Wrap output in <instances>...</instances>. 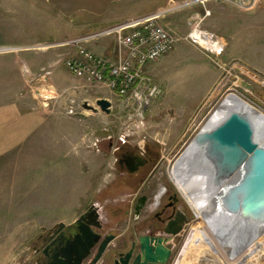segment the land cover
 <instances>
[{
    "label": "rangeland",
    "instance_id": "1",
    "mask_svg": "<svg viewBox=\"0 0 264 264\" xmlns=\"http://www.w3.org/2000/svg\"><path fill=\"white\" fill-rule=\"evenodd\" d=\"M186 1L190 0H0V112L7 116L3 126L6 120L11 126L19 125L21 118L16 116L24 113L48 118L22 142L13 138L17 142L3 149L0 158V264H30L37 237L60 222L71 223L90 200L102 207L108 199L109 209L116 207L117 196L108 194L113 191H108L112 170L102 177L93 174L94 163L93 168L88 164V175L76 170L86 171L87 159H107V144L103 150L96 146L102 138L120 134L130 125L131 144L140 145L148 135L171 129L169 141L159 146L168 154L173 151L165 155L163 171L181 192L171 174L172 157L183 151L229 93L264 113V0L252 4L245 0V8L237 0L183 6ZM175 7L157 21L178 39L171 52L190 44L188 21L195 15L203 18L201 28L225 45L215 57L196 47L219 77L192 116L179 117L178 113L171 120L169 111H163L149 119L145 110L151 104L137 112L131 100L91 87L65 68L64 61L76 49L71 42L83 40L81 46L95 55L114 58V35L91 38L121 23ZM101 99L111 103L109 114L97 105ZM66 134L72 137L62 141ZM175 137L179 141L172 147ZM64 162L75 169L70 176L59 173ZM94 183L101 185L96 196L91 193ZM183 193L191 222L175 243L170 264H264V234L229 259Z\"/></svg>",
    "mask_w": 264,
    "mask_h": 264
},
{
    "label": "water",
    "instance_id": "2",
    "mask_svg": "<svg viewBox=\"0 0 264 264\" xmlns=\"http://www.w3.org/2000/svg\"><path fill=\"white\" fill-rule=\"evenodd\" d=\"M174 9L177 8H172L168 12ZM232 94L234 93H229L223 99L216 111ZM238 98L239 109L227 111L210 127L204 126L189 143L194 151H206L205 158L214 168L212 176L214 189L221 188L223 182L241 173L240 181L232 189L225 191L223 197L227 218L223 221V229L225 234L232 237L248 235L253 227L264 224V139L255 121L248 114V109H252L249 103L239 96ZM97 105L102 112L109 114L111 108L109 101L101 99L97 101ZM141 164L142 162L138 160L135 168ZM146 201L145 195L136 201L137 216L143 210ZM184 226L185 217L178 214L167 224L164 234L176 236L183 231ZM101 228L99 214L94 206L71 224L58 223L50 231L52 235L49 239L53 241L45 250L46 264H83L96 247L97 253L88 264H97L114 238L113 235H108L101 240V235L97 232ZM166 241L167 239L163 238L154 240L145 236L140 237V253L132 264H167L171 250L165 246ZM50 248L53 249L48 255L46 251ZM129 259L130 254H127L115 264H128Z\"/></svg>",
    "mask_w": 264,
    "mask_h": 264
},
{
    "label": "flooded vegetation",
    "instance_id": "3",
    "mask_svg": "<svg viewBox=\"0 0 264 264\" xmlns=\"http://www.w3.org/2000/svg\"><path fill=\"white\" fill-rule=\"evenodd\" d=\"M124 127L120 131V134L108 135L99 140L96 145L97 148L103 150L105 148L104 144H107L106 150L108 152H104L107 154V159L109 158L112 161L105 166V171H113L108 188V191H110V188L113 191L108 194H111L110 196H117L116 200H114L117 203L114 204L116 207L109 209L108 203H106L109 201L108 199L103 200L102 207L90 203L78 218L84 212H87L90 207L94 206L97 209L102 225V228L97 230L101 235V240L108 235H113L114 237L97 264H115L116 261L120 262V259L124 258L127 254H130L128 264H132L135 257L140 253L139 238L142 236L154 240L159 238L167 239L165 246L171 250L167 264H170L175 252V243L191 222V216L184 206L185 201L181 194V192H184L183 189L179 185L180 192L169 175L167 176L163 171L164 165L167 162L165 155L168 156L173 151L168 154V150H162L157 144L151 143L147 138L142 140V145H132V135L129 134L125 138H122V134L130 131L131 127L130 125H125ZM191 140H189L188 144ZM188 144L186 143V146ZM164 151L165 153L163 154ZM179 154V151L174 153L172 163L177 159ZM138 160L142 164L135 168V163ZM112 162L113 167L111 168ZM171 172L178 183V179H176L173 172V167ZM115 189L117 190L116 192ZM125 189L130 190L129 196L126 195ZM118 190L121 194H118ZM142 195L147 197V201L143 210L137 216L135 214V204ZM106 198L110 199L108 195ZM194 209L197 210L195 207ZM178 214H182L185 217L183 231L176 236H166L164 230L167 224L174 220ZM52 229L42 233L33 243V261L30 264L47 263L45 250L53 241V239H49L52 235V232H50ZM52 249L50 248L46 253L49 255ZM96 253L97 247L92 250L90 256L83 264H88Z\"/></svg>",
    "mask_w": 264,
    "mask_h": 264
},
{
    "label": "built area",
    "instance_id": "4",
    "mask_svg": "<svg viewBox=\"0 0 264 264\" xmlns=\"http://www.w3.org/2000/svg\"><path fill=\"white\" fill-rule=\"evenodd\" d=\"M206 1L190 0L184 2L183 6ZM243 1L245 0H237L244 7ZM250 1L252 4L253 0ZM164 11L163 14L160 11L159 14L121 23L93 36L91 39L114 35L117 54L113 60L97 56L83 48V40L71 42L76 49L74 55L64 61L65 68L74 78L84 80L91 87L104 88L117 97L131 100V105L137 112L146 109L161 93L159 87L146 75V67L169 54L178 42L165 26L157 22L168 13V10ZM202 20L198 15L191 17L186 40L202 49L208 56H220L225 45L213 33L201 28ZM130 131L124 132L122 138L132 134Z\"/></svg>",
    "mask_w": 264,
    "mask_h": 264
},
{
    "label": "crops",
    "instance_id": "5",
    "mask_svg": "<svg viewBox=\"0 0 264 264\" xmlns=\"http://www.w3.org/2000/svg\"><path fill=\"white\" fill-rule=\"evenodd\" d=\"M114 58L111 59L113 60ZM146 75L150 77L153 83L159 87L161 94L159 97L153 99L151 105L145 110V115L149 119H152L155 114H159L163 111H169L171 120L177 118L178 113L179 117L181 116L185 118L192 116L193 113L201 106L205 98H207V96L211 92V89L213 90V85L217 82V79L219 77L217 70L209 64L201 51H199L195 46L191 44H186L185 46L176 49L170 54L165 55L157 62L147 65ZM39 114L40 113L33 112L26 114L24 113V115H22L21 117L16 116L18 119L21 118L20 121L22 123H20L19 125L11 126L10 124H7L6 120L4 121L6 125L3 126V120L7 118V116L3 117V113L0 112V158H3V149L7 150L8 148H12V144L14 142H22L20 141V139H22L23 137H27L29 133L34 130V128L38 127L44 121H48V118L45 119L42 115ZM148 118L145 121H148ZM52 122L55 123V120H52ZM161 132H163V134H156L154 136L148 135V140L151 143L158 144V146L159 144L165 145V143L169 141V138L171 136V129L167 130L166 128H164L163 130H161ZM173 134H175V130ZM15 135L19 136V138H17ZM4 137H6L5 141L3 139ZM67 137L70 138L72 136L70 134H66L63 137L62 141H64V139H66ZM13 138L17 141H15ZM178 141L179 140H177V138L175 137V145H173L172 147H176ZM142 144L143 142L140 143V145ZM64 147L67 146L64 144ZM159 148L162 149V147L160 146ZM111 161L112 160L109 158L107 160L100 159L99 161V158L97 156L95 158V161L94 159H92L91 161L87 159L85 161L84 170L86 171H83L82 168L76 170H80L81 173L88 175L91 167L93 166L91 164L94 163L96 165L93 174H98L102 177L106 172L105 166ZM65 162L62 164L63 166L62 168H60L61 171L59 173L70 176L75 169H69ZM89 163L91 167L88 165ZM86 165L89 167L86 168ZM76 172L77 171H75V174ZM98 181L100 182L101 180ZM82 182L84 183V181ZM100 186L98 185V183L94 185V188L91 192L92 195L96 196ZM129 191V189H125L127 196H129ZM118 194H121V192L119 191ZM90 203H93V201L91 202L90 200L86 204H84L81 213ZM76 219H73L72 222Z\"/></svg>",
    "mask_w": 264,
    "mask_h": 264
},
{
    "label": "bare ground",
    "instance_id": "6",
    "mask_svg": "<svg viewBox=\"0 0 264 264\" xmlns=\"http://www.w3.org/2000/svg\"><path fill=\"white\" fill-rule=\"evenodd\" d=\"M238 101L237 95H230L218 111L215 110V114L205 125V128L218 122L227 111L239 109ZM250 107L252 109H248V114L255 121L264 139V113L251 105ZM193 149V146L188 144L179 154L173 165L174 175L191 204L199 211L202 221L217 238L229 259H234L248 245L264 234V224L253 227L248 235L232 237L225 234L223 221L227 218H225L223 197H225V191L232 189L240 181L241 173L231 176L229 180L223 182L221 188L214 189L212 184L214 168L212 163L205 158L206 151H194Z\"/></svg>",
    "mask_w": 264,
    "mask_h": 264
}]
</instances>
